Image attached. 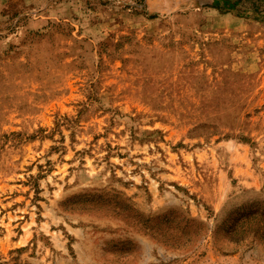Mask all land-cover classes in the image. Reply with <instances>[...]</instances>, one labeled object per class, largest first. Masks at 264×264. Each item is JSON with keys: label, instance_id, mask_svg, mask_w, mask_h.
I'll return each instance as SVG.
<instances>
[{"label": "rangeland", "instance_id": "obj_1", "mask_svg": "<svg viewBox=\"0 0 264 264\" xmlns=\"http://www.w3.org/2000/svg\"><path fill=\"white\" fill-rule=\"evenodd\" d=\"M0 264H264V0H0Z\"/></svg>", "mask_w": 264, "mask_h": 264}, {"label": "trees", "instance_id": "obj_2", "mask_svg": "<svg viewBox=\"0 0 264 264\" xmlns=\"http://www.w3.org/2000/svg\"><path fill=\"white\" fill-rule=\"evenodd\" d=\"M227 4H229V3H227ZM227 4H225V5H227ZM225 5H223V6H225ZM223 6L220 5V6H218V8L222 9ZM228 6H230V4ZM223 8H226V7H223Z\"/></svg>", "mask_w": 264, "mask_h": 264}]
</instances>
